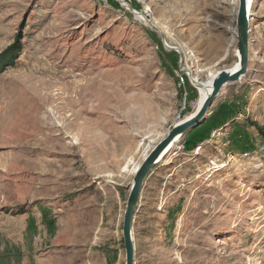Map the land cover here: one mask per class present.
I'll use <instances>...</instances> for the list:
<instances>
[{
    "label": "rangeland",
    "instance_id": "1",
    "mask_svg": "<svg viewBox=\"0 0 264 264\" xmlns=\"http://www.w3.org/2000/svg\"><path fill=\"white\" fill-rule=\"evenodd\" d=\"M234 1L0 0V53L16 50L0 72V264H124L134 169L199 99L174 72L203 84L234 66ZM249 28L247 74L145 182L134 264H264V140L246 125L264 127V0Z\"/></svg>",
    "mask_w": 264,
    "mask_h": 264
},
{
    "label": "water",
    "instance_id": "2",
    "mask_svg": "<svg viewBox=\"0 0 264 264\" xmlns=\"http://www.w3.org/2000/svg\"><path fill=\"white\" fill-rule=\"evenodd\" d=\"M252 0H238L235 34H236V62L231 69L218 71L211 82V92L202 104L183 121L175 124L164 139L156 144L142 163L136 168L126 201L122 222V240L125 253L124 264H134V246L132 240V219L136 211L145 182L152 170L160 163L162 154L170 152L176 140H180L187 133L197 128L206 118L209 109L226 85L237 84L247 74L250 47L249 7ZM180 68L184 69L182 64ZM191 81V80H190ZM192 84V82H191Z\"/></svg>",
    "mask_w": 264,
    "mask_h": 264
},
{
    "label": "trees",
    "instance_id": "3",
    "mask_svg": "<svg viewBox=\"0 0 264 264\" xmlns=\"http://www.w3.org/2000/svg\"><path fill=\"white\" fill-rule=\"evenodd\" d=\"M16 55L15 45L6 49L3 53H0V72L4 69V67L13 63L14 57ZM246 125L250 126L255 130L258 136L264 140V127L259 126L255 121L246 120ZM12 215H25L27 214L25 211H19L17 213H13L10 211Z\"/></svg>",
    "mask_w": 264,
    "mask_h": 264
},
{
    "label": "bare ground",
    "instance_id": "4",
    "mask_svg": "<svg viewBox=\"0 0 264 264\" xmlns=\"http://www.w3.org/2000/svg\"><path fill=\"white\" fill-rule=\"evenodd\" d=\"M236 0L232 3V10H233V19L236 18V12H237V8H236ZM252 3V1H251ZM238 5V2H237ZM251 6V4H250ZM250 10V7H249ZM235 34V33H234ZM214 77V76H213ZM212 77V78H213ZM212 78L207 80L206 82H204L203 84H200L197 82V80L193 77L191 78V82L193 84L194 87H196L198 94H199V99L196 105V109L202 104V102L205 100V98L210 94L211 92V82H212ZM188 118V117H187ZM186 118V119H187ZM179 142V139L175 141V144H177ZM174 144V145H175ZM174 145H172L171 149L174 147ZM167 150H165V152L162 154V158L161 160L166 157L168 155V153L170 152H166ZM160 160V161H161ZM137 168V167H136ZM136 168L134 169V171L136 170Z\"/></svg>",
    "mask_w": 264,
    "mask_h": 264
},
{
    "label": "built area",
    "instance_id": "5",
    "mask_svg": "<svg viewBox=\"0 0 264 264\" xmlns=\"http://www.w3.org/2000/svg\"><path fill=\"white\" fill-rule=\"evenodd\" d=\"M184 69H181L180 67L177 68L174 72L175 78H176V86L178 90L181 92L183 96V100L186 98V85L187 81L191 82V76L192 74L188 71V68L182 64Z\"/></svg>",
    "mask_w": 264,
    "mask_h": 264
},
{
    "label": "crops",
    "instance_id": "6",
    "mask_svg": "<svg viewBox=\"0 0 264 264\" xmlns=\"http://www.w3.org/2000/svg\"><path fill=\"white\" fill-rule=\"evenodd\" d=\"M32 218H31V216L30 215H27V217H26V219H25V223H26V227L27 228H29V227H31V225H32Z\"/></svg>",
    "mask_w": 264,
    "mask_h": 264
}]
</instances>
